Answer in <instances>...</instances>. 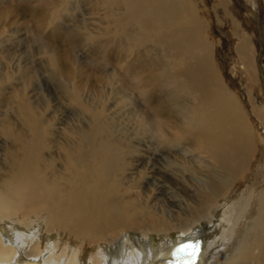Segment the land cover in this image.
<instances>
[{
	"label": "bare ground",
	"instance_id": "obj_1",
	"mask_svg": "<svg viewBox=\"0 0 264 264\" xmlns=\"http://www.w3.org/2000/svg\"><path fill=\"white\" fill-rule=\"evenodd\" d=\"M214 2L216 27H232V56L230 33L220 41L202 38L210 21L195 0H93L94 7L106 6L122 44L149 45L146 56L154 53L142 84L165 79L172 87L165 96L153 91L136 123V132L155 134L167 162L156 170L139 148L143 139L115 138L101 111L90 110V125L77 131L21 97L16 117L0 121V264H208L222 249L228 257L216 264H264V0ZM221 50L232 57L230 69L219 67ZM55 59L60 74L74 78ZM106 59L113 57L107 52ZM78 97L74 92L72 99ZM171 147L186 166L171 159ZM142 164L152 171L145 166L137 176L159 175L154 187L180 185L172 197L177 203L160 199L152 185L126 184L127 171ZM203 221L210 237L200 247L196 226ZM129 232L165 238L157 247L126 235L111 241ZM100 240L110 247L84 258L80 247Z\"/></svg>",
	"mask_w": 264,
	"mask_h": 264
},
{
	"label": "rangeland",
	"instance_id": "obj_2",
	"mask_svg": "<svg viewBox=\"0 0 264 264\" xmlns=\"http://www.w3.org/2000/svg\"><path fill=\"white\" fill-rule=\"evenodd\" d=\"M195 1L199 5L200 16H204L210 21V26L206 25L202 38L209 41L211 39L220 41L219 38L225 37V34L228 32L230 33V39H232L233 32L231 26L226 25L220 29L216 27L217 22L214 18L215 12L213 11L214 0ZM223 1L232 2V0ZM93 5V0H0V113L2 114H0V121L16 117V102H19L21 97H24L30 104L32 103V106H35L34 108L37 111L40 109L41 111L39 110V112L43 113L42 110H45L43 114L46 115L48 120L55 119L56 122H64L65 124L74 123L75 126L72 125L77 131L81 127L85 128L90 125V110L93 109L95 112L101 111L103 117L108 118V123L113 124L112 135L115 138L123 136V138L132 141L137 139V142L145 139L144 141L146 142L140 141L142 144L139 147L140 150L143 154H147V157L151 155V165L154 162L158 163L155 164L157 166L155 167L156 170L162 169L164 168V162H167V150H162L165 153L159 154L157 149L161 148L162 145L153 144V140H156L155 134L149 128H146L147 133L141 130L136 132V123L138 115L142 114V111H146L144 107L147 104L148 96H151L153 91H157L165 96L170 93L172 87L165 79L155 86H152V84L144 86L142 84L144 77H149L152 74L149 63L153 62L151 60L154 59V53L152 52L151 55L146 56L149 51V45L143 47L144 49H138L137 47L132 48L122 44L120 41L121 36L116 30L117 24L112 21L108 14L105 15L106 6L100 4L94 7ZM230 5L231 8H234V4L230 3ZM248 5L249 2H245V6L248 7ZM221 8L218 5L216 12L219 13ZM231 8L229 9L230 13L232 12ZM109 19H111L110 25L107 24ZM260 20L263 22L264 17L260 18ZM230 45L232 46V51L229 52V55L231 54L230 56H232L236 41L232 39ZM107 52L113 57V60L106 59ZM221 52H216L219 67L230 69V62L228 60L232 57H229L224 50H221ZM55 56V60L61 63L62 67H69V69H66V72L69 70L68 73L72 74L73 71L74 75H72L74 78L69 79V76L66 75L67 73L60 74L55 65ZM132 61H134L131 65L133 70L129 73L126 72V74V63H131ZM141 61H144V63H140ZM223 63L226 64L224 65ZM159 64L162 65L161 63ZM235 65L236 67L238 66L237 64ZM157 67L160 68V66ZM157 73L161 74V71ZM225 75L228 76V74ZM74 86L78 88L74 89ZM75 90L78 92V100H80L78 102L72 99L73 93H77ZM254 99L260 101L256 95H254ZM94 111L93 113H95ZM137 111L140 112L138 113ZM54 114H56V117ZM2 116L3 119L1 118ZM176 137H178L177 134ZM170 149H172L169 152V155L172 157L170 158H175V160H178V164L181 165L180 161L183 160V155L182 153L179 154L181 152L179 148L171 147ZM152 150L158 154H153L154 151L152 152ZM143 157V155L135 156L138 160ZM150 164L147 166L142 164L141 168L132 169L136 170V174L134 172L135 175L127 171V175H131V177L127 176L125 179L126 184L130 185L132 183L131 185H143V187L145 185H152V181L159 179V175L149 179L147 176L146 178L144 177L145 179L137 176L138 170H142L145 166L146 172H151L152 166ZM132 165L134 166L130 164L128 167L130 169L136 167V164ZM184 166L181 165V167ZM128 179L132 181L134 179V184ZM127 180L130 183H127ZM155 186L152 185L151 188L156 191L154 192L155 194L161 195L160 199L175 202L180 200L178 198V200L175 199L178 192L174 193V190H178L180 185H175L177 188L174 185L159 184V186ZM156 188L162 189L158 190ZM189 194L193 195L191 192ZM172 197L175 198L172 199ZM224 199L222 200L224 201ZM186 211L184 210V213L187 215L188 210ZM208 224V221H203L196 226L198 230L203 232L199 233L201 239L200 247L210 237L208 231L211 226L210 224L208 226ZM120 234L113 235L115 238L114 240L111 239V241H117V239H122L126 235L125 238L136 239L141 243L142 241L144 243L151 242L154 244V247H157L165 238L162 235H143L140 232ZM170 236L172 240H175L178 237V232L171 233ZM46 237V240H57L58 238V240H61L60 238H62L59 235H49ZM125 238L123 240H126ZM62 241L65 244L68 243V241ZM73 242L76 245L78 244L77 241L73 240ZM110 244V242L100 240L84 244L80 249L82 255L84 256L85 254L84 258L88 259L90 252L95 253L99 252L100 249H107L110 247ZM192 251H194L193 248ZM221 251L226 253L224 249ZM224 253L221 256H213L208 264H216L218 258L228 257V252L225 256ZM187 258H190V256ZM183 260H176V264H182Z\"/></svg>",
	"mask_w": 264,
	"mask_h": 264
}]
</instances>
